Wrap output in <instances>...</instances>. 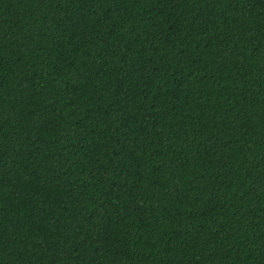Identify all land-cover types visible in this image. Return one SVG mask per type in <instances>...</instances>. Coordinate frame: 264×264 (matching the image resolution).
<instances>
[{
  "label": "trees",
  "instance_id": "1",
  "mask_svg": "<svg viewBox=\"0 0 264 264\" xmlns=\"http://www.w3.org/2000/svg\"><path fill=\"white\" fill-rule=\"evenodd\" d=\"M0 264H264V0H0Z\"/></svg>",
  "mask_w": 264,
  "mask_h": 264
}]
</instances>
